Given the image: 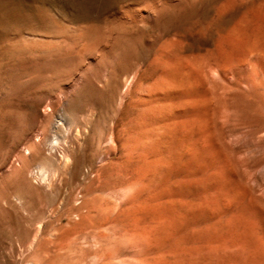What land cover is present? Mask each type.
Returning <instances> with one entry per match:
<instances>
[{"label":"rangeland","instance_id":"374dc122","mask_svg":"<svg viewBox=\"0 0 264 264\" xmlns=\"http://www.w3.org/2000/svg\"><path fill=\"white\" fill-rule=\"evenodd\" d=\"M142 7L153 20L125 18ZM72 35L94 50L58 43L51 58L47 41ZM95 59L130 76L97 105L109 131L81 168L103 165L100 183L78 172L62 220L45 226L59 239L0 264H264V0H0V160L44 111L14 93L63 92ZM0 173V234L17 243L4 206L17 179Z\"/></svg>","mask_w":264,"mask_h":264},{"label":"bare ground","instance_id":"6f19581e","mask_svg":"<svg viewBox=\"0 0 264 264\" xmlns=\"http://www.w3.org/2000/svg\"><path fill=\"white\" fill-rule=\"evenodd\" d=\"M142 9L143 11L134 10L125 14V18L134 23L140 18L153 20V10H144L143 7ZM47 42L48 47L45 48L51 58L57 56V50L54 47L58 43H68L69 50L72 47H78L83 52L94 50L93 47L87 48L89 47L85 46L87 43L83 44L81 38L73 35L66 41H59V38L52 37ZM95 60L94 68L86 69L82 74L74 77L69 85L65 84L67 86L63 92L57 93L52 88H40L37 84L40 89L24 88L14 93L17 102L28 100L43 102L44 111L37 109L34 114H29L25 126L19 135L8 144L6 152L0 160L2 169L13 173L17 179L16 185H18V191L14 192L12 201L5 202L4 206L9 205L10 210L16 213L20 219L17 228H14L18 231L17 243L3 240V236L0 234V256L6 254L13 258L16 251L20 255V249H23V253H35L38 243L42 239L55 243L59 239V235L56 232V234L49 233L46 236L45 226L48 223L53 224L62 220L61 211L64 209L65 199L61 200L60 194L67 189L68 182L77 178V173L81 172L84 180H89L88 184L91 187L95 183H100L103 165V167H99L100 170L94 168L93 165L86 167L88 172H82L81 168L87 161V147L93 146V142L101 144L109 131V125L98 111L97 105H109L116 101L122 91V86L130 79V76H125L123 70L111 63L104 64L102 60ZM25 67L26 65H22L21 69ZM124 97L123 99H125ZM37 124L42 126L40 130L35 128ZM92 172H95L94 178L88 176ZM37 196L57 201V208L54 210L47 207L43 213H40L39 207L35 203ZM134 200L135 195L132 197V203ZM68 216L70 215L68 214ZM93 222L95 221L91 223ZM25 264L37 263L30 260Z\"/></svg>","mask_w":264,"mask_h":264}]
</instances>
